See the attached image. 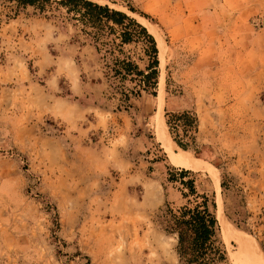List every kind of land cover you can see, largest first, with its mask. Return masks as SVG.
Here are the masks:
<instances>
[{"label": "rangeland", "instance_id": "obj_1", "mask_svg": "<svg viewBox=\"0 0 264 264\" xmlns=\"http://www.w3.org/2000/svg\"><path fill=\"white\" fill-rule=\"evenodd\" d=\"M56 1L0 0V264H179L155 220L166 203L185 204L168 182L182 169L214 201L220 264H264V0H93L155 39V95L131 94V78L110 71L125 56L143 69L142 43L105 58ZM180 25L186 37L172 38ZM160 105L176 151L216 179L171 164ZM183 112L197 120L187 150L166 125ZM218 217L263 261L227 241Z\"/></svg>", "mask_w": 264, "mask_h": 264}, {"label": "trees", "instance_id": "obj_2", "mask_svg": "<svg viewBox=\"0 0 264 264\" xmlns=\"http://www.w3.org/2000/svg\"><path fill=\"white\" fill-rule=\"evenodd\" d=\"M25 5H34L49 0H17ZM58 5L65 7L67 14L81 25V33L91 41L96 53L103 57H114V47H122L133 43H142L146 64L140 69L137 63L125 56L121 60L113 58L114 69L110 70L113 77L120 80L131 78L137 90L130 93L138 95L145 91L155 95L158 79V51L156 41L147 30L127 14L101 5L93 0H61ZM121 54V51H119ZM138 61H142L138 58ZM124 97L126 95L123 94ZM166 122L171 134L182 129L184 137L173 139L176 145L187 150L193 138L189 133L197 129V120L190 112L170 115ZM176 169H173L175 171ZM169 173L168 182L178 183L185 204L173 209L165 204L156 215V225L176 240L175 251L179 264H220L225 260V252L218 237V223L213 213L214 201L206 193H200L195 184V174L186 169ZM193 171V170H191Z\"/></svg>", "mask_w": 264, "mask_h": 264}, {"label": "bare ground", "instance_id": "obj_3", "mask_svg": "<svg viewBox=\"0 0 264 264\" xmlns=\"http://www.w3.org/2000/svg\"><path fill=\"white\" fill-rule=\"evenodd\" d=\"M139 21H140V23H142V25H144L142 20H139ZM158 49H160L162 52V44L160 41L158 44ZM161 85H162V83H161ZM156 118H157L156 119L157 120V123H156L157 138L162 143V146L165 149V152H166L171 164L174 166H178V167L203 166L204 168H206L209 171V174L211 175V177L213 179H216L215 169L213 167H211L208 163L203 162V161L198 160V159H195V158L189 156L187 153H185L181 150L176 151V146L169 140L168 135L165 133V130H164V121H163L162 116H161V105L158 108V113H157ZM215 183L217 184V182H215ZM216 189H217V187H216ZM220 218H219V220H220V224H221L225 239L227 241H233V242L239 243L240 248L242 250H245L247 255H249L251 258H254L255 260L260 259V261L262 262L263 261L262 257L258 255L259 251L255 252L252 248H250L248 246L251 244V242H250V244H248L247 242L244 241V234L238 233L239 231L237 232L234 229L229 228L228 226H226L222 222V220ZM248 240H249V238H248ZM247 248L250 249V252H248ZM256 251H257V249H256Z\"/></svg>", "mask_w": 264, "mask_h": 264}, {"label": "crops", "instance_id": "obj_4", "mask_svg": "<svg viewBox=\"0 0 264 264\" xmlns=\"http://www.w3.org/2000/svg\"><path fill=\"white\" fill-rule=\"evenodd\" d=\"M198 1H200V0H198ZM197 11H199L200 12V7L199 8H197V10H196V12ZM185 15V14H184ZM204 16L206 15V13H204L203 14ZM178 26V25H177ZM174 27V26H172V27H170L169 29H168V31H169V35L170 36H172V38H173V33H175V32H178V33H181L182 34V36L183 37H186V30L184 29H182L183 28V26L182 25H180L179 27ZM176 28V29H175ZM177 36V35H176ZM178 37H180V36H178ZM63 101H60V103L61 104H64L65 106H70L69 104H66V103H62ZM53 110V105H50V111H52Z\"/></svg>", "mask_w": 264, "mask_h": 264}]
</instances>
